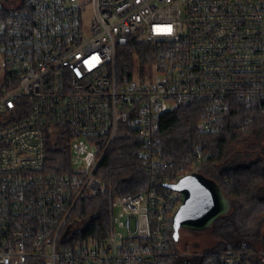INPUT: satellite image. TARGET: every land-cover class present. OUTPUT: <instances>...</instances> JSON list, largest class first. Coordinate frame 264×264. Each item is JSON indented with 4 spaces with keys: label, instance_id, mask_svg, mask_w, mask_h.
Masks as SVG:
<instances>
[{
    "label": "built area",
    "instance_id": "built-area-1",
    "mask_svg": "<svg viewBox=\"0 0 264 264\" xmlns=\"http://www.w3.org/2000/svg\"><path fill=\"white\" fill-rule=\"evenodd\" d=\"M21 2L0 0V264H166L180 196L164 183L184 173L162 154L160 117L179 101H201L198 129L210 133L229 99L264 113V0H92L88 21L80 0ZM139 44L150 48H135L134 69L118 72L119 55ZM129 129L142 142L147 182L111 197L124 232L111 216L106 235L70 245L76 201L103 192L95 171ZM56 141L69 150L57 172L46 165ZM216 261L249 264L233 250Z\"/></svg>",
    "mask_w": 264,
    "mask_h": 264
},
{
    "label": "trees",
    "instance_id": "trees-1",
    "mask_svg": "<svg viewBox=\"0 0 264 264\" xmlns=\"http://www.w3.org/2000/svg\"><path fill=\"white\" fill-rule=\"evenodd\" d=\"M24 2L22 0L20 7L25 5ZM135 48L139 54L150 47L146 44L128 47L118 57V72L134 69ZM140 56L143 58V53ZM205 110L206 106L201 101H179L161 115L156 128L162 154L172 161V169L184 174L198 171L205 177L213 178L230 201L229 211L207 228L219 237L217 244L199 253L196 264H217L216 253L222 250L243 251L249 264H264V231H260L264 221V160L257 158L242 162L237 158L239 152L232 151L235 142L250 143L264 135V113L246 106L239 99H229L221 128L205 133L198 129ZM247 119L249 122L245 123ZM141 148L142 142L134 130L115 134L95 171L103 182V192L100 195H81L72 210L70 220L85 223L86 226L81 232H75L68 242L70 245L89 236H104L110 231L112 196L136 194L144 190L147 176ZM46 152L49 170L57 172L68 167L66 142H49ZM198 156L202 157L199 162L195 160ZM168 234V246L163 255L165 263L192 264V255L185 257L177 251V241L172 237L170 225ZM26 264L41 263L30 259Z\"/></svg>",
    "mask_w": 264,
    "mask_h": 264
},
{
    "label": "water",
    "instance_id": "water-1",
    "mask_svg": "<svg viewBox=\"0 0 264 264\" xmlns=\"http://www.w3.org/2000/svg\"><path fill=\"white\" fill-rule=\"evenodd\" d=\"M164 186L180 196V203L171 219L172 237L175 241L179 239L181 228L206 229L230 209V201L219 183L198 171L185 173L176 181L164 183ZM84 226L75 232H81ZM66 230L71 232L69 226ZM69 238L70 235L67 239Z\"/></svg>",
    "mask_w": 264,
    "mask_h": 264
},
{
    "label": "rangeland",
    "instance_id": "rangeland-1",
    "mask_svg": "<svg viewBox=\"0 0 264 264\" xmlns=\"http://www.w3.org/2000/svg\"><path fill=\"white\" fill-rule=\"evenodd\" d=\"M86 2L84 9L82 10V16L86 21L90 18V12L92 10V0H80ZM91 2V3H90ZM3 58L0 56V83L3 79ZM149 73L152 74L151 67H149ZM168 106L171 107V103H168ZM51 140H55L51 137ZM233 152H239L237 158L242 162L253 161L257 158H262L264 160V135L258 136L252 142H235L232 148ZM264 195V191L262 193ZM120 207L116 204L113 208L112 220L114 223V231L123 233V228L118 225V222L121 220L119 216ZM260 231H264V221L263 228H260ZM219 237L210 232L207 228L203 230H195L188 228L180 229V236L177 240L176 249L181 255L189 257L192 255V264L198 262L199 253L206 251L207 249L212 248L217 244ZM262 242V241H261ZM182 260V259H181Z\"/></svg>",
    "mask_w": 264,
    "mask_h": 264
},
{
    "label": "crops",
    "instance_id": "crops-1",
    "mask_svg": "<svg viewBox=\"0 0 264 264\" xmlns=\"http://www.w3.org/2000/svg\"><path fill=\"white\" fill-rule=\"evenodd\" d=\"M78 225H79V226H78ZM84 225H86V224H85V223H80V222H77V223L75 222V223H74V221H71V225H70V226L73 227L72 229H74L75 226H77V229H80V228H82ZM84 227H85V226H84ZM70 230H71V229H70ZM74 230H76V229H74Z\"/></svg>",
    "mask_w": 264,
    "mask_h": 264
},
{
    "label": "flooded vegetation",
    "instance_id": "flooded-vegetation-1",
    "mask_svg": "<svg viewBox=\"0 0 264 264\" xmlns=\"http://www.w3.org/2000/svg\"><path fill=\"white\" fill-rule=\"evenodd\" d=\"M73 227L70 226L69 229H71V232L75 231L74 229H77V226L74 227V229H72Z\"/></svg>",
    "mask_w": 264,
    "mask_h": 264
}]
</instances>
